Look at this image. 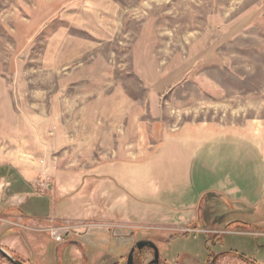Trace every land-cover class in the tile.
I'll list each match as a JSON object with an SVG mask.
<instances>
[{"label":"rangeland","instance_id":"374dc122","mask_svg":"<svg viewBox=\"0 0 264 264\" xmlns=\"http://www.w3.org/2000/svg\"><path fill=\"white\" fill-rule=\"evenodd\" d=\"M192 124L264 146V0H0V245L13 257L33 264L42 244V264L82 263L49 237L63 223L37 216L51 209L56 175L98 155L97 130L120 146L105 158H143ZM151 202L155 216L131 230L156 243L161 264H253L224 255L233 250L264 264V238L253 242L263 228L170 227L160 212L179 205ZM153 259L135 253V264Z\"/></svg>","mask_w":264,"mask_h":264},{"label":"crops","instance_id":"0c3cea01","mask_svg":"<svg viewBox=\"0 0 264 264\" xmlns=\"http://www.w3.org/2000/svg\"><path fill=\"white\" fill-rule=\"evenodd\" d=\"M95 103L99 105L102 100ZM96 116L99 120L101 114ZM91 137L89 142L98 155L64 174L58 173L56 189L49 196L51 209L37 216L48 223L97 222L87 234L59 243L57 252L61 256L71 245L80 264H123L138 240L132 227L144 226L155 216L151 202L154 196L170 200L168 209L172 210L174 203L179 205L176 216L161 210L166 226L215 224L264 229V146L244 133L213 124L187 125L167 133L158 149L143 158H105V153L119 154L120 146H106L99 130ZM85 151L94 153L89 148ZM23 172L25 176L20 173L21 177L30 185L33 172ZM109 224L124 235H114L115 229L107 227ZM258 238L264 236L253 240L256 245ZM42 246H34L40 260L47 252ZM235 252L240 254L233 250L224 255ZM240 255L258 264L246 254ZM40 260L34 259L33 264H42Z\"/></svg>","mask_w":264,"mask_h":264},{"label":"built area","instance_id":"2783aa9c","mask_svg":"<svg viewBox=\"0 0 264 264\" xmlns=\"http://www.w3.org/2000/svg\"><path fill=\"white\" fill-rule=\"evenodd\" d=\"M74 224L73 226L66 222L61 225L50 224L46 230L56 242L62 243L71 238L73 234L77 237L87 234L93 227L88 222H74ZM186 231L190 232L188 229Z\"/></svg>","mask_w":264,"mask_h":264},{"label":"water","instance_id":"95a60500","mask_svg":"<svg viewBox=\"0 0 264 264\" xmlns=\"http://www.w3.org/2000/svg\"><path fill=\"white\" fill-rule=\"evenodd\" d=\"M150 249L153 251L154 259L151 261V264H161L160 251L156 243L152 240H140L136 242L135 246L132 248L128 255L127 264H135V253L136 251H143L144 249ZM0 254L5 256L11 264H27L26 262L19 260L12 255H10L1 245H0Z\"/></svg>","mask_w":264,"mask_h":264},{"label":"trees","instance_id":"16d2710c","mask_svg":"<svg viewBox=\"0 0 264 264\" xmlns=\"http://www.w3.org/2000/svg\"><path fill=\"white\" fill-rule=\"evenodd\" d=\"M235 255L241 256V255L238 254L237 252H235ZM0 256H1L3 259H5L7 262H9V260H8L5 256H3L2 254H0ZM9 263H10V262H9ZM253 264H256V263H253Z\"/></svg>","mask_w":264,"mask_h":264},{"label":"flooded vegetation","instance_id":"af4514ba","mask_svg":"<svg viewBox=\"0 0 264 264\" xmlns=\"http://www.w3.org/2000/svg\"><path fill=\"white\" fill-rule=\"evenodd\" d=\"M140 252V251H139ZM142 252V251H141ZM215 260V259H214Z\"/></svg>","mask_w":264,"mask_h":264}]
</instances>
